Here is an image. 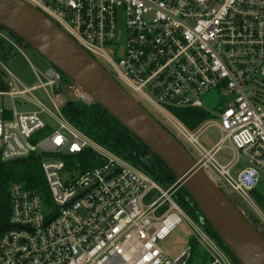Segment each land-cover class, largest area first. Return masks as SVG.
Listing matches in <instances>:
<instances>
[{"label":"built area","instance_id":"built-area-1","mask_svg":"<svg viewBox=\"0 0 264 264\" xmlns=\"http://www.w3.org/2000/svg\"><path fill=\"white\" fill-rule=\"evenodd\" d=\"M25 1L62 27L130 95L158 111L172 131L156 118L218 188L254 204L251 191L264 174V0ZM8 44L19 49L23 41L0 25V49ZM2 69L0 168L36 164L44 185L15 182L6 196L0 194V223L7 224L0 230V264H188L191 246L175 259L160 246L185 218L210 256L208 264H234L178 203V179L161 185L66 117L67 103L95 102L79 84L66 77L63 83L53 67L46 82L20 90ZM40 86L52 107L39 103L38 110L20 111L3 102ZM215 91L222 100L217 121L190 129L170 110L205 109L203 96ZM44 114L58 124L55 129ZM210 125L222 138L207 147L199 136ZM228 144L249 165L239 167L234 158L220 163L216 157ZM87 150L98 164L83 163Z\"/></svg>","mask_w":264,"mask_h":264},{"label":"water","instance_id":"water-1","mask_svg":"<svg viewBox=\"0 0 264 264\" xmlns=\"http://www.w3.org/2000/svg\"><path fill=\"white\" fill-rule=\"evenodd\" d=\"M0 25L76 82L174 173L240 264H264V237L188 150L72 36L25 0H0ZM238 173V169L235 174ZM0 223V230L6 226Z\"/></svg>","mask_w":264,"mask_h":264},{"label":"trees","instance_id":"trees-1","mask_svg":"<svg viewBox=\"0 0 264 264\" xmlns=\"http://www.w3.org/2000/svg\"><path fill=\"white\" fill-rule=\"evenodd\" d=\"M10 33L15 35L12 32ZM17 38L20 39L19 37ZM170 110L190 129H196L203 121L212 118L211 114L203 108H172ZM63 112L85 134L110 152L149 173L161 185L167 186L176 180V176L166 163L155 153L151 152L130 130L115 119L99 103L94 102L91 105H86L69 102L63 107ZM96 156L94 151L87 150L83 155V163L88 166L98 164L99 161H96ZM15 182H22L28 188L34 189L37 188L38 183L41 186L44 185L40 166L36 164L34 166L3 164L0 168V194L6 196L8 188ZM251 196L257 201L264 213V197L258 192L257 188L251 191ZM176 199L189 216L196 221H202L203 215L201 211L183 186L179 189ZM201 223L208 235L231 257L233 263L240 264L231 255L228 247L212 225L208 222ZM190 246L192 248V256L188 264H197L198 262L207 264L209 262L210 256L206 251L202 253L198 242L193 236L190 237Z\"/></svg>","mask_w":264,"mask_h":264},{"label":"rangeland","instance_id":"rangeland-1","mask_svg":"<svg viewBox=\"0 0 264 264\" xmlns=\"http://www.w3.org/2000/svg\"><path fill=\"white\" fill-rule=\"evenodd\" d=\"M0 62L2 66L6 68V70L11 74L10 75L6 73V79L10 82H13L14 86H16L20 90L28 89L35 83L41 84L46 82V73L49 69L53 68L52 64H50L43 56H41L35 49L27 45L24 41L23 44H19V49L13 47L11 44H8V46H6L4 50L0 49ZM2 66L0 65V69L4 71L2 69ZM57 72L62 75V82L65 83L64 79L66 76L59 70ZM261 90L264 97V88H261ZM131 94L137 100H141L140 97H138L133 92H131ZM262 100V106H264V98ZM202 101L204 108L211 114L212 119L214 121H217L219 117L218 108L222 104L219 93L217 91L210 92L208 95L203 96ZM3 102L7 106H13L14 104L15 107L20 111H29L35 109L38 110L39 103H43L48 107H52L48 94L41 86L31 92L24 93L13 103L8 96L3 97ZM142 104L147 107V109L155 117L161 120L172 131V128L165 122L166 120L163 119L162 115L158 111H156L151 105L145 102H142ZM43 116L50 124L51 129H55L58 126L55 121L48 118L45 114ZM205 121H203L201 124H204ZM220 138H222V134L220 133L216 125H210L201 132L199 141L204 146L210 147ZM224 142H226V140ZM228 147L230 148L229 144L227 145V147L223 148L221 152L218 153L216 158L220 163H227L231 158H234L238 161L239 167H246L247 165H249V161L245 155H243L240 151H235L229 149ZM103 152L108 156L112 155V153L108 151ZM190 152L192 153L191 150ZM257 190L264 197L263 173L260 182L257 185ZM229 197L252 223V225L259 231V233H261V235L264 237V213L257 201L252 197V200L255 204L252 205L237 193L229 194ZM192 231L193 229L188 218H185L173 229V231L166 239L160 242L161 248L169 258L175 259L189 248L190 237L194 235ZM198 244L200 250L203 253L205 249L199 242ZM197 264L200 263L198 262Z\"/></svg>","mask_w":264,"mask_h":264},{"label":"flooded vegetation","instance_id":"flooded-vegetation-1","mask_svg":"<svg viewBox=\"0 0 264 264\" xmlns=\"http://www.w3.org/2000/svg\"><path fill=\"white\" fill-rule=\"evenodd\" d=\"M8 30V29H7Z\"/></svg>","mask_w":264,"mask_h":264}]
</instances>
